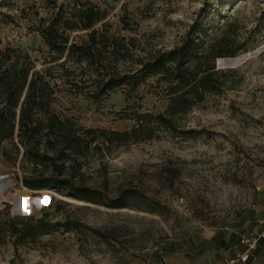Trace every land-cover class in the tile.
<instances>
[{
	"label": "rangeland",
	"instance_id": "obj_1",
	"mask_svg": "<svg viewBox=\"0 0 264 264\" xmlns=\"http://www.w3.org/2000/svg\"><path fill=\"white\" fill-rule=\"evenodd\" d=\"M59 4L66 16L82 4L105 12L94 27L108 39L100 63L109 74L131 72L139 58L179 44L196 21H204L205 45L229 27L226 41L242 49L216 59L215 68L223 71L216 75L218 89L174 118L173 129H157L147 140L80 149L64 160V175L100 190L105 202L133 191L126 207L27 189L22 176L51 165L32 166L17 139L5 141L0 264H228L243 250L241 236L264 233V0H0V49H19L35 69L51 68L56 91L50 109L81 132L129 129L133 119L122 116L136 108L161 112L163 85L151 76L136 91L119 86L97 99L72 89L57 77L60 68L48 63L39 31ZM87 32L67 30L69 43H82ZM75 73L85 92L95 91L90 68ZM42 213L52 230L17 244L11 218ZM68 220L78 229L61 227ZM256 251L233 264H260Z\"/></svg>",
	"mask_w": 264,
	"mask_h": 264
},
{
	"label": "trees",
	"instance_id": "obj_2",
	"mask_svg": "<svg viewBox=\"0 0 264 264\" xmlns=\"http://www.w3.org/2000/svg\"><path fill=\"white\" fill-rule=\"evenodd\" d=\"M65 14L62 4H59L50 17L43 18L39 27L48 47V63L60 68L61 72L56 73L58 78L69 81L67 83L79 93L97 99L119 86L136 91L147 78L155 76L163 85L165 107L157 113L136 108L131 116L124 114L123 118L134 121L126 130L87 127L77 132L69 125L67 117L50 109L56 91L49 79L51 68L35 69L28 54L7 47L0 49V152H3L5 141L17 139L15 146L22 148L32 166L43 165L48 169L51 165V170L22 176V185L29 190L49 189L74 199L123 208L128 205L129 199L135 198L133 191L124 190L112 202H105L100 190L77 185L71 177L64 175L61 169L64 160L79 153L80 149L147 140L157 129H173L174 118L187 113L207 93L218 89L216 75L223 71L215 68L216 59L233 57L242 48L226 41L229 27L205 45L201 36L205 31L204 21H196L179 44L158 51L150 58H139L138 66L131 72L109 74L107 70H102L103 64L100 63L101 49L106 48L108 39L94 27L105 19V12L82 4L72 15ZM75 29L88 31L82 43H69L66 31ZM68 62L74 67L68 68ZM78 68L84 74L87 68L95 73L97 83L94 92L84 91L83 79L76 78L75 70ZM57 161L61 163L57 164ZM10 221V231L17 244L32 241L52 230V224L43 213L39 217L17 216ZM60 225L66 230L78 229L77 223L69 220Z\"/></svg>",
	"mask_w": 264,
	"mask_h": 264
},
{
	"label": "built area",
	"instance_id": "obj_3",
	"mask_svg": "<svg viewBox=\"0 0 264 264\" xmlns=\"http://www.w3.org/2000/svg\"><path fill=\"white\" fill-rule=\"evenodd\" d=\"M260 237H264V234H259L257 236L244 237L241 236L240 242L245 246L244 249L236 253V257L231 259L228 264H233L237 261H246L250 255L252 249L255 248L257 241Z\"/></svg>",
	"mask_w": 264,
	"mask_h": 264
},
{
	"label": "crops",
	"instance_id": "obj_4",
	"mask_svg": "<svg viewBox=\"0 0 264 264\" xmlns=\"http://www.w3.org/2000/svg\"><path fill=\"white\" fill-rule=\"evenodd\" d=\"M262 222H263L262 227L264 228V220L260 221V223H262ZM256 248H257L256 254H257V256H259V260H264V237H260L258 239ZM240 249H244V246H240ZM260 264H264V261L261 262Z\"/></svg>",
	"mask_w": 264,
	"mask_h": 264
}]
</instances>
